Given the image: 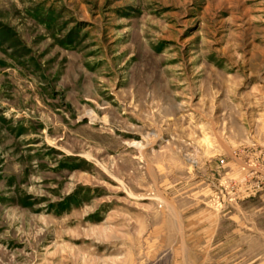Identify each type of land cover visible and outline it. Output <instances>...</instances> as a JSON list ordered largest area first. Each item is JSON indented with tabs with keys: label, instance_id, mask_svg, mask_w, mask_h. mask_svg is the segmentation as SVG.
Returning <instances> with one entry per match:
<instances>
[{
	"label": "rangeland",
	"instance_id": "obj_1",
	"mask_svg": "<svg viewBox=\"0 0 264 264\" xmlns=\"http://www.w3.org/2000/svg\"><path fill=\"white\" fill-rule=\"evenodd\" d=\"M197 211L264 264V0H0V264H164Z\"/></svg>",
	"mask_w": 264,
	"mask_h": 264
},
{
	"label": "crops",
	"instance_id": "obj_2",
	"mask_svg": "<svg viewBox=\"0 0 264 264\" xmlns=\"http://www.w3.org/2000/svg\"><path fill=\"white\" fill-rule=\"evenodd\" d=\"M228 153L229 151L222 148L221 151L216 150L213 156ZM197 203L202 202L198 201ZM223 216L224 214L221 217ZM188 218L192 222L191 227L185 226L184 221ZM219 218L220 213L212 211H197L189 213V215L181 212L168 213L167 221L169 222L164 231L166 236L163 238L167 247L161 257L165 260L164 264H197L199 252L207 250L205 246H207L211 237H214L213 241L215 242V237L220 235L221 230L218 229L216 223Z\"/></svg>",
	"mask_w": 264,
	"mask_h": 264
}]
</instances>
